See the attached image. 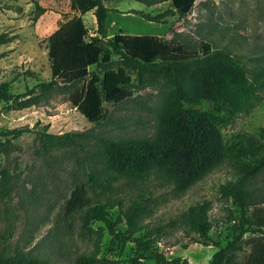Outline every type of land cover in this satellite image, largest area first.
<instances>
[{
	"label": "rangeland",
	"instance_id": "1",
	"mask_svg": "<svg viewBox=\"0 0 264 264\" xmlns=\"http://www.w3.org/2000/svg\"><path fill=\"white\" fill-rule=\"evenodd\" d=\"M103 2L109 8L106 20L109 35L148 34L162 41L172 39L175 44L192 49L208 43L212 48H225L236 55L249 75L264 65V0H195L189 13L169 16L166 22L145 19L136 11L155 14L168 8L169 1L151 6L137 0ZM36 4L45 8L38 17H35ZM70 5L71 0H0V32L13 36L11 41L0 44V81H9L11 92L27 94L12 101H0V127L32 126L38 120L37 127L48 123V131L70 134L46 152H37L36 135L23 133L13 139L18 150L0 154V163L12 174L10 194L0 197V235L6 236L0 240V252L46 258L48 264H76L80 255L110 260H99L96 264H128L135 255L132 240L116 238L101 220L83 224L85 209L73 214L65 212L71 191L82 183L88 190L90 204L104 205L116 230L128 231L119 204L125 208L136 199L137 224L142 228L134 236L145 234L153 238L167 258L185 257L189 264H208L212 253L231 240L232 227L240 221L239 207L220 192V186L236 183L254 188L258 197L264 198V164L245 173L229 158L183 189L174 188L157 167L141 179L119 177L107 182L113 172L104 163L105 145L153 139L171 95L177 90L196 91L200 83L192 70L176 82L149 74L145 84H140L132 72L134 85L129 97L103 102L105 116L89 121L69 101L70 94L83 81L59 84L45 92L35 87L51 75L47 36L65 20L80 15ZM81 17L93 34L96 24L92 11ZM89 71L96 72V66H90ZM30 90L34 91L29 93ZM197 106L212 109L206 98H201ZM263 127L264 88L248 112L218 123L229 147L236 146L242 138H261ZM193 204L206 207L210 221L207 244L192 241L182 226V217ZM261 206L264 203L256 208L250 206L248 218H253ZM257 239L264 242V227L262 234L242 233L243 249L233 251L235 261L242 262ZM139 260L155 264L152 259Z\"/></svg>",
	"mask_w": 264,
	"mask_h": 264
},
{
	"label": "trees",
	"instance_id": "2",
	"mask_svg": "<svg viewBox=\"0 0 264 264\" xmlns=\"http://www.w3.org/2000/svg\"><path fill=\"white\" fill-rule=\"evenodd\" d=\"M137 1L147 6L169 1L168 8L155 14L136 11L145 19L166 22L169 16L177 14L182 17L189 13L195 0ZM36 5L35 17H38L45 8ZM70 7L80 15L65 20L47 36V59L51 75L48 80L39 81L35 87L45 92L59 84L83 81L81 87L70 94L69 101L89 121H98L105 116L103 102H118L129 97L134 85L130 75L132 72L140 84H145L149 74L159 76L166 82H176L181 75L192 70L200 83L196 91L177 90L171 95L153 139L105 145L104 163L113 172L107 182L119 177L141 179L157 167L174 188L183 189L229 158L234 159L245 173L264 164V136L242 138L236 146L229 147L218 128L219 122L252 108L254 100L259 98V91L264 88V65L249 75L236 55L225 48H212L208 43L192 49L185 44H175L172 39L162 41L148 34L119 32L109 35L106 25L109 8L103 0H71ZM88 11H92L95 18L93 34L89 33V27L81 17ZM12 39L13 36L8 32H0V44ZM113 55L115 58H112ZM92 65L97 69L94 73L89 71ZM26 95L11 92L9 81H0V101H12ZM201 98L211 101V110L197 106ZM38 124L37 120L32 126L0 127V154L8 155L18 150L19 146L13 139L23 133L36 135L39 145L37 152H46L57 141L70 135L69 132L56 134L48 131V123L40 127H37ZM11 176L10 169L0 163V197L10 194ZM91 179L97 181L94 177ZM220 192L231 197L239 207L240 221L232 227L231 240L212 253L208 264H264V242L261 239L252 243L250 252L242 262L232 257L233 251L243 249L242 233H263L264 206L257 208V213L250 219L247 210L250 206L256 208L257 204L264 203V198H259L254 188L236 183L222 184ZM90 202L86 186L79 183L66 201L65 212L73 214L85 209L83 224L90 220H101L116 238L132 240L135 255L129 258L128 264H144L139 260L142 257L152 259L155 264H189L185 257L167 258L153 238L145 234L133 235L142 228L137 224L139 201L136 199L125 208L119 204L120 213L128 223L127 232L115 229L104 205L92 206ZM181 223L192 241L208 243L210 221L205 206L190 205ZM156 231L159 233L161 230L158 228ZM1 238L5 239L6 236L0 235ZM99 260L110 261L107 258L80 255L76 264H96ZM0 264H48V261L46 258L19 253L5 255L0 252Z\"/></svg>",
	"mask_w": 264,
	"mask_h": 264
}]
</instances>
